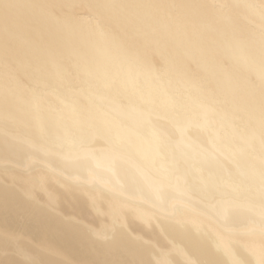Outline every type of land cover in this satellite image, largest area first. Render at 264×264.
<instances>
[{
    "label": "bare ground",
    "instance_id": "bare-ground-1",
    "mask_svg": "<svg viewBox=\"0 0 264 264\" xmlns=\"http://www.w3.org/2000/svg\"><path fill=\"white\" fill-rule=\"evenodd\" d=\"M0 264H264V0H0Z\"/></svg>",
    "mask_w": 264,
    "mask_h": 264
}]
</instances>
